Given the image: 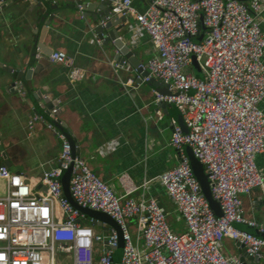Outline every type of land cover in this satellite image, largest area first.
I'll use <instances>...</instances> for the list:
<instances>
[{
	"label": "built area",
	"instance_id": "built-area-1",
	"mask_svg": "<svg viewBox=\"0 0 264 264\" xmlns=\"http://www.w3.org/2000/svg\"><path fill=\"white\" fill-rule=\"evenodd\" d=\"M111 1L112 13L134 16L151 40L155 54L142 64L149 71L143 81L155 77L168 84L169 93L156 91V101L176 105L184 120L186 129L173 122L171 145L178 164L159 180L186 231L171 228L156 199H133L136 186L127 174L120 178L126 193L118 196L74 154L67 135L47 121L61 141V152L58 164L42 175L45 192L35 191L23 173L0 165L5 184L0 195V264H113L118 233L105 222L98 231L91 218L63 196L62 175L69 168L75 202L110 215L121 227L124 248L119 264H243L240 257L223 252L226 238L239 241L250 255L261 256L264 237L238 224L264 234V223L246 215L240 196L254 189L264 196V173L256 161L264 153V0H152L144 10L135 8L133 0ZM202 24L207 31L197 43L193 38L200 35ZM192 54L204 79L193 74ZM49 59L69 68L71 82L87 76L64 51L52 52ZM58 110H50L54 120ZM39 119L44 117L34 115L29 127ZM187 147L209 175L222 216L203 194ZM133 220L136 239L129 227Z\"/></svg>",
	"mask_w": 264,
	"mask_h": 264
},
{
	"label": "crops",
	"instance_id": "crops-1",
	"mask_svg": "<svg viewBox=\"0 0 264 264\" xmlns=\"http://www.w3.org/2000/svg\"><path fill=\"white\" fill-rule=\"evenodd\" d=\"M102 1L110 0L60 2L72 8L64 18L55 16L45 28L39 48L36 38L43 25L38 18L41 7L34 0H0V148L8 156L10 171L23 173L35 191L45 192L42 175L58 164L61 141L48 128L47 118L35 121L33 128L29 121L57 107L63 125L60 130L72 133L80 156L118 196L126 193L120 178L127 174L136 186L130 196L137 201L156 199L165 209L171 228L185 232L186 223L159 180L163 172L178 164L171 137L173 122L182 125L183 117L174 104L157 105L158 87L146 81L138 83L131 65L117 62L112 45H104L91 30L86 15L99 12V6L104 7ZM151 2L133 0V5L144 10ZM44 3L47 12H52L50 6L56 0ZM260 20L264 31V11ZM124 28L128 31L126 41L146 65L155 54L149 36L134 16L125 19ZM54 51L70 55L76 66L87 71L86 78L71 82L69 68L49 59ZM261 108L264 111V100ZM256 161L264 173V153L258 154ZM4 162L0 150V165ZM69 178L70 173L64 171L63 190ZM4 187L0 181V195ZM240 196L246 215L264 223L261 190ZM95 228L103 230L100 225ZM222 250L227 256L241 255L238 241L233 239H224ZM261 256L264 264V249Z\"/></svg>",
	"mask_w": 264,
	"mask_h": 264
},
{
	"label": "water",
	"instance_id": "water-1",
	"mask_svg": "<svg viewBox=\"0 0 264 264\" xmlns=\"http://www.w3.org/2000/svg\"><path fill=\"white\" fill-rule=\"evenodd\" d=\"M6 1V0H4ZM37 4L38 7H41V13L40 15L38 14V18L40 22L43 23V25L40 27V33L38 34L36 38V46L40 48V43L38 40L41 41V37L43 36V32L45 31L46 27H50L55 16H58L61 14L62 18L67 16L68 11L72 8L70 7L71 5H60V2H63L64 0H56V4L53 6H50L52 9V12H47L46 4L44 3V0H34ZM49 1V0H47ZM112 1L108 2H101V4L104 5L102 7L101 5L99 6V12H94V13H89L86 15L87 18H89V21L91 23V30L104 41V45L109 46L112 45L114 51L116 52L115 54V60L119 62L121 65H126L130 64L131 65V71H136L135 75V80L138 83H141L143 81V78L146 76H149V71L147 69H144L142 67V61L141 59L137 56L136 51H132V45L126 41V34L128 31L124 28V23H125V17L119 16L117 14L112 13V6L111 3ZM70 7V8H69ZM200 21L202 23L203 21V13H200ZM207 31V27L202 24L201 26V33L200 35L196 36L193 38V40L197 43H199L205 32ZM37 48V47H36ZM35 48V49H36ZM131 53V54H130ZM192 71L193 74L201 79H204V73L202 72V69L200 67V64L198 63V60L196 58L195 54H192ZM31 69H29L25 75L26 79H28L30 76ZM19 77H22V75H19ZM31 79V78H30ZM154 86L158 87L156 91L160 93H169L168 87L169 85L164 83L163 81H160L159 79L155 77H151L150 80L148 81ZM157 105L165 106V102H157ZM171 106L172 104H168ZM51 110V109H50ZM50 110L47 111L46 113L43 114L44 118H47L46 120L53 123L55 127H57L59 130L62 129V124H61V119L54 120L52 117H49L50 115ZM59 115V111L57 112V116ZM42 116V115H41ZM65 126V125H64ZM182 126L186 129L184 125V121ZM70 141V144L72 146V150L75 155H80V150H79V145L78 141L76 138L73 137L72 133H65ZM3 154V158L5 162L3 163L4 165H9L8 161V156L6 152L4 151L3 147L0 148ZM187 154L190 159L191 166L193 168L194 174L198 181L201 184L202 192L205 195V197L208 199L211 207L215 211L216 215L222 216V210L221 207L218 203L217 200L213 198L212 190H211V181L209 179V175L205 172V168L203 164L199 161V159L196 158V156L193 153V150L190 147H187ZM70 173V178H71V173L72 169L69 168L66 170ZM70 178L68 180V186L64 189L63 196L68 198L70 202L77 207L80 211L83 213L87 214L91 218V222L94 225H102L103 222L107 223L109 226L113 227L119 237V245L116 249V252L113 257V264H119V262L122 259L123 256V248H124V239H123V231L119 224L108 214L99 211V210H94L91 208H84L79 206L73 197L71 196L70 192ZM244 226V224H242ZM244 230H247L253 234H256L258 236L264 237V234L258 232L257 229L252 228V227H241ZM238 245L240 246V260L242 261L243 264H262L261 262V257L262 256H252L247 252V249L238 241Z\"/></svg>",
	"mask_w": 264,
	"mask_h": 264
},
{
	"label": "rangeland",
	"instance_id": "rangeland-1",
	"mask_svg": "<svg viewBox=\"0 0 264 264\" xmlns=\"http://www.w3.org/2000/svg\"><path fill=\"white\" fill-rule=\"evenodd\" d=\"M134 223H135L134 220L131 221V222H129V227L131 228L130 231H131L132 236L134 237V239H136L135 230H134V228H133ZM93 226L95 227V225H93ZM99 229H100V228H99ZM63 257H65V256H63Z\"/></svg>",
	"mask_w": 264,
	"mask_h": 264
}]
</instances>
